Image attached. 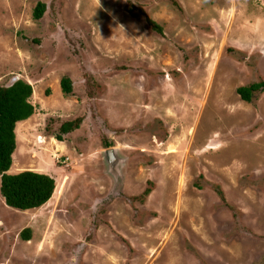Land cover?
Returning <instances> with one entry per match:
<instances>
[{
    "label": "rangeland",
    "instance_id": "obj_1",
    "mask_svg": "<svg viewBox=\"0 0 264 264\" xmlns=\"http://www.w3.org/2000/svg\"><path fill=\"white\" fill-rule=\"evenodd\" d=\"M17 80L34 113L8 174L56 190L28 211L0 194V264H264V92L237 94L264 82V0H0V86Z\"/></svg>",
    "mask_w": 264,
    "mask_h": 264
},
{
    "label": "trees",
    "instance_id": "obj_2",
    "mask_svg": "<svg viewBox=\"0 0 264 264\" xmlns=\"http://www.w3.org/2000/svg\"><path fill=\"white\" fill-rule=\"evenodd\" d=\"M132 7L144 15L139 7L134 5ZM45 8L44 4H38L33 14L34 19L39 20ZM129 12L136 17L131 9ZM145 19L152 31L162 35V28L158 24L148 18ZM60 89L63 95L70 96L73 90L72 81L68 77L62 78ZM263 92L264 82L252 83L237 90L240 99L246 103H253ZM31 96V86L21 80L13 82L8 87L0 86V194L7 207L18 211L43 207L51 199L55 190L54 179L47 175L32 171H24L15 175L8 174L16 148V125L27 121L34 113V107L30 103ZM81 122V118L63 122L55 139L63 142L64 136L79 129ZM105 147H110V143L106 142ZM217 193L221 198L223 197L220 190L217 189ZM149 194L150 189H146L142 197ZM30 235V230L25 229L21 233V238L29 241Z\"/></svg>",
    "mask_w": 264,
    "mask_h": 264
},
{
    "label": "water",
    "instance_id": "obj_3",
    "mask_svg": "<svg viewBox=\"0 0 264 264\" xmlns=\"http://www.w3.org/2000/svg\"><path fill=\"white\" fill-rule=\"evenodd\" d=\"M106 155H107V159H108V164L110 165V168L114 172V170H117V166L121 164V160H119L118 157L116 156V150L115 149L107 150Z\"/></svg>",
    "mask_w": 264,
    "mask_h": 264
},
{
    "label": "bare ground",
    "instance_id": "obj_4",
    "mask_svg": "<svg viewBox=\"0 0 264 264\" xmlns=\"http://www.w3.org/2000/svg\"><path fill=\"white\" fill-rule=\"evenodd\" d=\"M62 184V183H61ZM59 187H60V184L58 185V189H59ZM56 190V189H55ZM58 191V190H57Z\"/></svg>",
    "mask_w": 264,
    "mask_h": 264
}]
</instances>
